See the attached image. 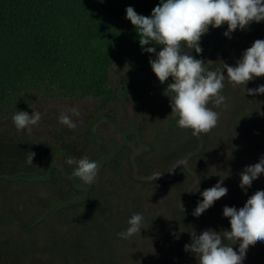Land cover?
Here are the masks:
<instances>
[{"label": "rangeland", "instance_id": "rangeland-1", "mask_svg": "<svg viewBox=\"0 0 264 264\" xmlns=\"http://www.w3.org/2000/svg\"><path fill=\"white\" fill-rule=\"evenodd\" d=\"M226 31V24L210 26L200 40L201 53L187 47L184 51L203 60L208 70L235 66L255 40L264 39V21L252 22L228 37ZM155 58L153 54L115 67L120 114L116 120L110 110L96 119L88 131L91 141L52 137L49 129L47 139H57L52 149L38 144L19 147L0 132V264H198L184 248L192 235L230 230L224 207L239 209L256 191L264 190V174L246 190L240 187V173L264 157V94H247V89L264 85V76L248 82L245 92L242 85L233 86L225 79L222 95L227 106L209 104L220 113L218 126L210 133L197 137L191 130L164 127L163 132L153 131L157 140L150 147L140 134L142 120L137 117L131 85L139 74L167 90L171 78L160 83L149 63ZM53 105L55 109L35 108L42 113L32 129L36 136L57 122L54 114L59 113ZM1 126L17 130L11 119ZM31 152L35 156L28 164ZM117 155L125 159L118 168L113 162ZM84 156L99 165L91 185L72 176L75 165L66 162ZM221 179L227 194L194 216L201 193ZM136 213L143 216L140 234L118 237ZM232 246L238 252L239 241ZM242 264H264V242L250 246Z\"/></svg>", "mask_w": 264, "mask_h": 264}, {"label": "trees", "instance_id": "trees-1", "mask_svg": "<svg viewBox=\"0 0 264 264\" xmlns=\"http://www.w3.org/2000/svg\"><path fill=\"white\" fill-rule=\"evenodd\" d=\"M160 2L0 0L1 134L12 138L19 147L38 144L52 149V143L57 139L54 142L47 139L49 129H52V137L61 135L62 139L70 141L82 138L85 142L91 141L93 136L88 131L96 119L110 110L115 119L120 114L121 104L113 84L115 67L155 54L142 50L135 27L126 19V8L131 6L138 14L151 16ZM144 47H155L156 52L160 51L159 45ZM131 87L137 117L140 122L142 120L140 134L143 141L153 147L157 140L152 136L153 131L163 132L164 127L179 129L178 117L171 114L168 91L148 83L146 76L135 75ZM54 101L79 106L80 116H72L77 124L75 129L59 123L62 112L59 107L65 108L64 111L69 108ZM53 104L59 113L54 114L57 117L54 124L60 126L54 128L55 125L50 124L53 126L47 127L40 136H36L34 130L31 133L27 129L10 131L1 126L12 120L17 111H26L30 115L37 107L38 110L54 108ZM143 121L150 124V130ZM121 157L117 155L113 161L116 168L125 160Z\"/></svg>", "mask_w": 264, "mask_h": 264}, {"label": "clouds", "instance_id": "clouds-1", "mask_svg": "<svg viewBox=\"0 0 264 264\" xmlns=\"http://www.w3.org/2000/svg\"><path fill=\"white\" fill-rule=\"evenodd\" d=\"M126 19L135 27L142 50L156 54L149 63L160 83L164 84L171 78L172 82L167 85L171 114L178 117L177 126L191 130L193 136L210 133L218 126L220 113L209 104L217 108L227 106L226 97L222 95L226 78L233 86L242 85L245 92L248 82L264 76V39L255 40L235 66L223 64V70H208L203 60L190 55V51H184L187 47L201 53L200 40L210 26L219 28L226 24L224 35L228 37L237 29H246L252 22L264 21V0H161L151 16L140 15L133 7H127ZM149 44L159 45L160 51L157 53L155 47H144ZM247 94H264V85L247 89ZM72 116H80L75 107L62 111L59 123L75 129L77 124ZM41 119L42 113L35 110L31 115L17 111L12 116L16 129H27L29 133ZM34 156L35 153L31 152L28 164H33ZM66 162L75 165L74 177L88 185L96 182L99 173L96 161L84 156L78 160L69 157ZM261 174H264V157L240 173V187L244 190L251 187ZM222 184L223 179L201 193L203 199L197 203L194 216L199 217L227 194L228 189ZM223 216L229 218L230 230H204L198 236L192 235V242L184 246L185 251L197 257L198 264H242L248 248L264 242V190L256 191L239 209L225 206ZM128 225L126 231L117 233L118 237L129 239L140 234L143 216L133 214ZM225 240L230 243H225ZM238 241L237 252L232 245Z\"/></svg>", "mask_w": 264, "mask_h": 264}]
</instances>
